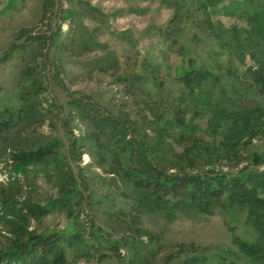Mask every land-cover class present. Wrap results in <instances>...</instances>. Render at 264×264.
Here are the masks:
<instances>
[{
	"label": "rangeland",
	"instance_id": "374dc122",
	"mask_svg": "<svg viewBox=\"0 0 264 264\" xmlns=\"http://www.w3.org/2000/svg\"><path fill=\"white\" fill-rule=\"evenodd\" d=\"M209 2L0 0V120L14 122L0 143V216L9 205L19 210L1 223L11 241L77 229L84 240L64 245L66 264H173L193 256L249 264L237 244L257 237L245 208L140 200L122 169L128 154L108 144L70 103L86 96L121 119L171 173L235 175L255 156L264 159V102L239 144H229V126L212 130L201 93L188 96L178 79L189 57L230 58L202 36L196 20L208 16L244 38L258 29L247 17L255 5L225 0L204 11ZM178 6L185 18L172 25ZM262 48L257 58H264ZM245 64L253 62L247 57ZM236 65L244 68L242 61ZM45 149L49 157L15 176L14 156ZM23 206L49 213L26 218Z\"/></svg>",
	"mask_w": 264,
	"mask_h": 264
},
{
	"label": "trees",
	"instance_id": "16d2710c",
	"mask_svg": "<svg viewBox=\"0 0 264 264\" xmlns=\"http://www.w3.org/2000/svg\"><path fill=\"white\" fill-rule=\"evenodd\" d=\"M224 1L210 0L203 10L215 9ZM239 1H244V5L250 3L257 7L255 12L248 13L247 17L251 27L258 24V29L244 38L241 31L235 28L224 29L218 23L211 22L208 16L196 20L195 25L202 36L208 41L211 40L219 49L227 51L225 54L230 58L227 62H220L218 57H211L207 61L189 57L188 68L178 78L188 96L197 99L201 93L200 96L204 98L210 111L208 122L212 130L217 131L220 127L229 126L232 133L229 144H239L244 129L246 131L263 112L264 102V58H257L258 49H264V1ZM235 3H239L238 0H235L234 5ZM179 8L181 7L178 6L172 25L185 18L178 14ZM203 10L197 9V13ZM247 57L253 65L245 68ZM201 61L205 62L200 63ZM237 61H242L243 69L236 65ZM210 87L218 89V96L207 91ZM70 103L108 144L122 148L128 154V164L122 169L140 200L168 207H210L214 204H226L230 208H245L248 213L247 223L254 228L257 237L254 240H238V247L246 255L249 264H264V169L260 168H264L262 157L255 156L251 165L242 168L235 175L213 172L171 173L153 160L148 146L140 141L121 119L104 112L95 101L86 96L72 98ZM180 107L178 106V111ZM182 109L181 113L184 111ZM13 126V118L0 120V143L5 142V135ZM77 145V142L73 141L72 146L76 148ZM48 152L45 149L39 152H20L14 156L16 167L13 172L17 174L15 176L28 174L32 167L51 155ZM56 162L57 160L54 164ZM54 167L61 170L59 162ZM75 190L69 192L63 200L67 201ZM11 212H19L15 204L7 206L3 215H9ZM20 212L26 218L38 220L47 215L49 209L23 206ZM4 216H0V264H66L64 245L74 247L84 240L83 235L75 229L70 235L54 233L42 236L25 233L24 239L11 241L8 229L1 225ZM104 243L109 245V248L114 247L111 241ZM173 264L238 263L220 256H193Z\"/></svg>",
	"mask_w": 264,
	"mask_h": 264
}]
</instances>
